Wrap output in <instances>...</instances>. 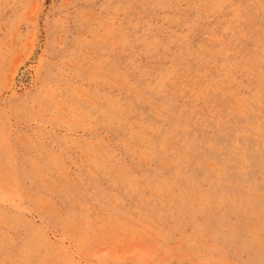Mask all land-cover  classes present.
<instances>
[{"label":"rangeland","instance_id":"374dc122","mask_svg":"<svg viewBox=\"0 0 264 264\" xmlns=\"http://www.w3.org/2000/svg\"><path fill=\"white\" fill-rule=\"evenodd\" d=\"M0 264H264V0H0Z\"/></svg>","mask_w":264,"mask_h":264}]
</instances>
